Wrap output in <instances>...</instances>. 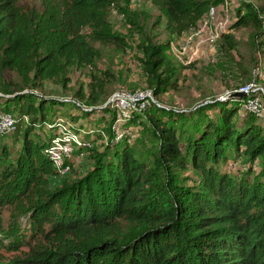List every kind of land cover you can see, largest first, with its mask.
Wrapping results in <instances>:
<instances>
[{"label":"trees","instance_id":"16d2710c","mask_svg":"<svg viewBox=\"0 0 264 264\" xmlns=\"http://www.w3.org/2000/svg\"><path fill=\"white\" fill-rule=\"evenodd\" d=\"M149 1L160 12L152 27L163 25L168 39L141 32L140 13L130 10V0H40L34 6L0 0V110L13 114L21 134L9 163L7 146L0 143V207H15L29 223L26 230L15 225L5 231L0 216V236L9 252L28 245V230L42 240L26 256L0 264H264V125L251 114L237 120L245 98L227 100L228 107L206 117L200 129L195 115L190 131L180 111L155 106L152 113H132L128 130L136 125L151 137L150 164L139 160L125 136H112L110 126L102 150L88 147L92 165L85 174L58 187L50 183L55 169L45 151L56 133L52 113L78 106L75 100L30 97L21 93L24 87L36 89L66 79L71 68H89L100 57L92 43L125 49L127 37L109 21L115 8L130 27H138L136 59L146 89L159 97L178 87L169 38L195 29L211 8L229 3ZM234 6L229 31L249 28L255 50L264 56V0L256 7L242 0ZM221 40L227 50L235 49L229 33ZM5 69L21 84L6 80ZM105 86L92 75L89 93L80 87L75 95L95 103ZM74 116L71 121L79 119ZM71 125L70 131H78ZM236 156L249 164L258 159L259 169L234 177L221 167ZM189 170L196 180L185 174Z\"/></svg>","mask_w":264,"mask_h":264},{"label":"rangeland","instance_id":"374dc122","mask_svg":"<svg viewBox=\"0 0 264 264\" xmlns=\"http://www.w3.org/2000/svg\"><path fill=\"white\" fill-rule=\"evenodd\" d=\"M20 1L24 5L30 6L39 5L40 2V0ZM238 1L229 0V3H225L224 6H218L214 20L202 19L195 29L181 36L169 38L168 55L177 67L178 87L176 90L155 97L157 105L151 104L146 114L154 112L155 106L180 111L188 131L191 130L195 121L194 116L199 115L198 118L201 121L197 124V128L200 129L201 123L206 120V117L212 116L213 118L218 115L221 108L228 107L227 100L233 99L234 97L231 95L237 94L240 87L250 82L253 74L256 76L259 88L256 94L264 100V56L255 50L249 28L241 27L231 31L228 29L234 21L231 10ZM260 2L261 0H251L249 3L256 7ZM129 7L131 11L140 13L139 29L142 33L149 36L157 35L164 40L168 39L163 32V25L159 29L152 27L154 19L160 16V12L149 0H130ZM109 21L115 32L127 37L125 49L121 51L114 47H101L97 43H92V46L100 53V57L94 61L92 66L85 69L71 68L67 72V80L59 78L54 81H46L36 89L24 87L21 92L34 98L52 97L67 102L75 100L74 102L79 108H65L52 113L59 123L58 130L59 128L63 130V127L68 129L71 123L78 128V131L75 129L68 134L76 136L80 144L72 143L75 151L66 160L69 170L66 173L56 170L55 175L50 176V183L53 187L60 186L64 180L71 181L85 174L92 165V161L88 157L90 153L88 147L91 146L99 151L108 143L110 136L106 129L110 126L112 128L116 123V118L118 119L117 110L110 102L112 97L118 93L141 91L146 88L145 75L136 59L138 53L135 46L142 40L138 27H130L115 8L110 9ZM224 33H229L233 37L236 43L235 49L227 50V45L221 40V34ZM92 75L104 79L106 86L103 95L95 103L91 99L78 100L75 93L80 87L84 89V92L89 93L88 84ZM3 76L8 81L21 84L20 77L16 73L5 69ZM216 101L222 103L215 104ZM241 104L239 112L235 116L238 121H242L246 117L245 115H248L241 111ZM198 108L200 112L196 111ZM82 111H87L90 114L89 117L82 116ZM72 115L79 119L71 121ZM158 115L162 116L160 113ZM162 118L166 119L165 116ZM126 121L122 122L121 120L117 123L120 133H124L123 137L125 136L129 140V145L134 148L139 160L150 164L152 159L150 155L151 137L144 135L141 129L136 128V125H132L128 130V121ZM256 122L264 125V117L257 118ZM53 126L55 127V122ZM0 143L7 146L8 155L5 157L4 163L14 160L21 145V134L18 133L17 125L12 132L0 135ZM258 162L257 159L255 163L249 164L245 161L244 156H236L235 158L231 157L221 168L234 177L240 178L249 167L255 171L258 170ZM185 174L194 180L198 178L192 170ZM188 184L192 183L188 182ZM0 216L5 231L13 229L15 225L20 227L19 231L28 229V218L15 207L1 206ZM25 238L29 239L24 242L28 245L21 244L18 251L9 252L6 248L7 239L0 236V245H4L0 246V261L11 259L15 255L24 257L30 248H35L37 243L42 242L41 238L35 239L29 230Z\"/></svg>","mask_w":264,"mask_h":264},{"label":"built area","instance_id":"2783aa9c","mask_svg":"<svg viewBox=\"0 0 264 264\" xmlns=\"http://www.w3.org/2000/svg\"><path fill=\"white\" fill-rule=\"evenodd\" d=\"M242 1L249 3L251 0ZM215 16L216 9L211 8L204 19L208 21L214 20ZM255 77L256 76L253 74L252 80L245 83L237 92L246 95L245 100L241 104L242 111L259 118L264 117V100L261 96L256 94L259 88ZM154 98L152 91L146 88L141 91L118 93L112 97L110 102H112L118 113V119L116 118V123L111 128L116 139H121L124 134L120 133V128L117 123L121 120L125 122L132 113L145 114L151 104L157 105ZM55 124V136L45 153L51 157L55 171L59 170L61 173H66L69 170V165H66V160L72 156L75 151L72 143L78 142L79 144V141H77L78 139L76 136L68 134L72 132L69 127L68 129L63 127V130L60 128L58 130L59 123ZM16 125L17 120L10 112L0 110V135H6L12 132L16 129Z\"/></svg>","mask_w":264,"mask_h":264},{"label":"water","instance_id":"95a60500","mask_svg":"<svg viewBox=\"0 0 264 264\" xmlns=\"http://www.w3.org/2000/svg\"><path fill=\"white\" fill-rule=\"evenodd\" d=\"M231 97H234V98H245L246 96L243 93H237V94L231 95Z\"/></svg>","mask_w":264,"mask_h":264}]
</instances>
